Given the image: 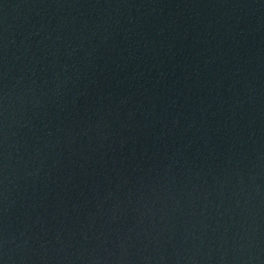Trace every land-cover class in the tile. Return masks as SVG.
I'll list each match as a JSON object with an SVG mask.
<instances>
[{
	"label": "water",
	"instance_id": "obj_1",
	"mask_svg": "<svg viewBox=\"0 0 264 264\" xmlns=\"http://www.w3.org/2000/svg\"><path fill=\"white\" fill-rule=\"evenodd\" d=\"M0 264H50L11 0H0Z\"/></svg>",
	"mask_w": 264,
	"mask_h": 264
}]
</instances>
